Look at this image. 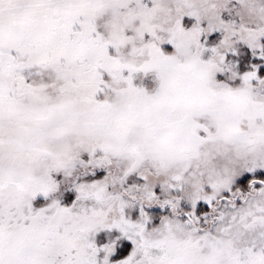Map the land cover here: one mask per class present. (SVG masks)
<instances>
[{
    "label": "snow or ice",
    "instance_id": "6c2138e0",
    "mask_svg": "<svg viewBox=\"0 0 264 264\" xmlns=\"http://www.w3.org/2000/svg\"><path fill=\"white\" fill-rule=\"evenodd\" d=\"M0 264H264V0H0Z\"/></svg>",
    "mask_w": 264,
    "mask_h": 264
}]
</instances>
